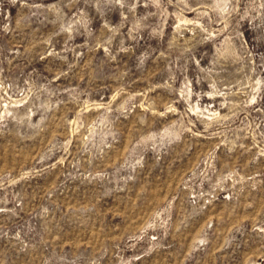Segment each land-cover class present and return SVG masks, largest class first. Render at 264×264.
<instances>
[{
    "label": "rangeland",
    "instance_id": "1",
    "mask_svg": "<svg viewBox=\"0 0 264 264\" xmlns=\"http://www.w3.org/2000/svg\"><path fill=\"white\" fill-rule=\"evenodd\" d=\"M0 264H264V0H0Z\"/></svg>",
    "mask_w": 264,
    "mask_h": 264
}]
</instances>
